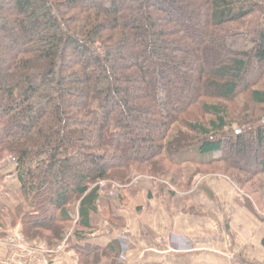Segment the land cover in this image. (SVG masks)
Listing matches in <instances>:
<instances>
[{
    "label": "trees",
    "instance_id": "1",
    "mask_svg": "<svg viewBox=\"0 0 264 264\" xmlns=\"http://www.w3.org/2000/svg\"><path fill=\"white\" fill-rule=\"evenodd\" d=\"M185 150L198 160L177 161ZM6 157L21 197L3 202L0 168V235L19 221L29 243L66 241L79 264L120 253L87 241L97 203L124 227L101 181L120 201L139 179L175 186L189 165L184 192L215 165L249 185L264 174V0H0Z\"/></svg>",
    "mask_w": 264,
    "mask_h": 264
},
{
    "label": "crops",
    "instance_id": "2",
    "mask_svg": "<svg viewBox=\"0 0 264 264\" xmlns=\"http://www.w3.org/2000/svg\"><path fill=\"white\" fill-rule=\"evenodd\" d=\"M15 172L16 168L8 182L14 186L10 192L5 186L1 194L15 195L11 206H17L21 197ZM195 185L185 198L193 203L188 209L196 208L197 215L179 211L175 196L146 180L130 188L123 202L112 207L122 228L107 220L111 209L97 203L100 214L87 241L103 248L117 241L120 251L114 260L103 258L99 264H264V185L259 187L261 209L256 212L245 207L244 199L234 206L235 188L226 180L204 179ZM13 230L22 234L19 221ZM182 237L193 244L180 245ZM32 245L41 247L42 243ZM5 253L6 248L0 246V258ZM45 264H79V259L67 244L64 251L47 255Z\"/></svg>",
    "mask_w": 264,
    "mask_h": 264
},
{
    "label": "rangeland",
    "instance_id": "3",
    "mask_svg": "<svg viewBox=\"0 0 264 264\" xmlns=\"http://www.w3.org/2000/svg\"><path fill=\"white\" fill-rule=\"evenodd\" d=\"M210 53H211V51H209V54ZM207 119H208V117L204 118V120H207ZM10 158L11 157H6L5 160L2 162V164L0 166L1 169L4 168L3 173H5V175H6V179L4 180V188L6 186L7 189H5V190H8L7 192H10L11 188L14 186L11 183L8 184V182H11L10 178H14V176L10 177L9 174H11L13 172V170L15 169V167L17 166L15 161H13L12 158H11V160H8ZM196 159L198 160V157H197L196 153H193L190 150L181 151L178 154V156L176 157V160L179 161V162H184L186 160H196ZM235 160H237V159L235 158ZM251 163H252V161L248 162L247 166L249 167L251 165ZM188 164H190V163H188ZM188 167H187V169L185 171V176H184L185 178H182L181 182L177 183L175 186L172 185L173 187L171 186V184L170 185L167 184L166 185L167 187L165 185H161L160 183H158L159 182L158 180H156L157 183H154L152 181L153 178L152 179L151 178L139 179V181L136 180L134 182V184H138L139 182H141V180L142 181L146 180L149 183L158 185V187H160L161 190H167L169 192V194H170V191H174L175 192V197H176V198H174V200H175L174 203L175 204L178 203L177 204V208L179 209V211L181 210L184 213L192 212V213H196V215H197L199 212H198V210L196 208L188 209V207H190L193 204L187 198H185L187 195H189L188 193L190 191L187 193V192H184L181 188L177 187V185H179V186L182 185L184 187L186 185V183H184L185 179L187 181L188 177L190 175H192V173L195 171V169H197V167H192L190 165ZM212 168H213L212 172L209 171L210 169H206V168L205 169L202 168V169H200L198 171L199 174H196V177L194 178V181H193V188L197 187L195 184L198 181H200V180L203 181L204 179L207 180V179H211L212 178V181H214L216 179L226 180L230 184H232L234 186V188H235L234 192H232L233 193V197H232L233 200L232 201L234 203V206H236V203H238L239 200L244 199L245 207H248L250 210H253L255 212L256 211H260V209H261L260 208L261 204H260V200H259L260 196H258L259 195V191H257V188L260 187L261 185H264V174H259V175L251 177V178H253V181L249 185H243V184L241 185V184H239L238 180L235 179V178H230L229 176L216 174L215 170H217L216 169L217 165L212 166ZM176 170H178V169L176 168ZM176 170H174V171H176ZM206 172H208V173H206ZM170 179H171V177L168 178V180H170ZM196 180H198V181H196ZM213 184H214V182H213ZM135 186H133V187H135ZM173 188H174V190H173ZM14 198H15V195H14ZM14 198H13V195H10V196L4 195L2 197V200L7 206L11 207V203H13V201L15 200ZM123 198H122V201L118 200V198H115L114 201H113V199H110V201L115 206V205H118V204L122 203L123 202ZM188 205H190V206H188ZM78 208H79V205H73L71 207L72 214L75 217L77 216ZM178 241L181 243V244L179 243L180 245H184V246L193 244V241L190 238H188V237H182Z\"/></svg>",
    "mask_w": 264,
    "mask_h": 264
},
{
    "label": "built area",
    "instance_id": "4",
    "mask_svg": "<svg viewBox=\"0 0 264 264\" xmlns=\"http://www.w3.org/2000/svg\"><path fill=\"white\" fill-rule=\"evenodd\" d=\"M98 186L103 196L109 199H115L120 194L121 187L118 185H109L108 182L101 181ZM66 245L67 242L64 241L55 250L37 247L29 243L21 233L12 230L6 235H0V246L6 248L5 256L0 258V264H45L47 255L64 251Z\"/></svg>",
    "mask_w": 264,
    "mask_h": 264
}]
</instances>
